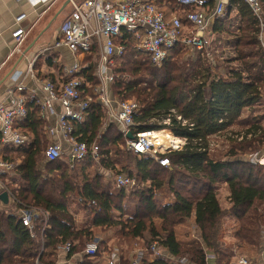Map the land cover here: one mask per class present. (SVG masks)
Wrapping results in <instances>:
<instances>
[{"label": "trees", "instance_id": "obj_1", "mask_svg": "<svg viewBox=\"0 0 264 264\" xmlns=\"http://www.w3.org/2000/svg\"><path fill=\"white\" fill-rule=\"evenodd\" d=\"M170 1L173 7L174 0ZM259 2L264 23V0ZM232 9L238 17L232 60L239 63V68L230 65L231 61L223 67L212 65L199 53L193 54L192 59H183L180 45L173 47L168 58L156 66L135 48L131 39L111 67L115 74L127 72L133 76L130 81L116 80L112 88L118 98L133 96L138 104L134 115L136 131L167 129L186 139L181 150L166 153L169 167H161L152 158L139 157L130 150H126L125 160L110 156L117 155L116 146L125 144V137L115 123H109L101 132L104 110L94 92L98 80L91 56L97 55V47H91L84 56L87 64L81 74L89 84L85 93L91 95V101L83 121L74 123L72 134L88 145L95 142L107 168L120 167L119 172L134 174L140 186L133 192L113 186L110 189L100 174L88 176L86 168L93 162L90 156L72 169L64 157L46 160L44 150L49 140L45 122L38 116L34 99L27 96V116L17 120L15 127L28 137V143L20 148L0 145V153L4 159L17 162L7 183H21L11 188L16 198L24 205L41 208L47 214V223L42 231L44 223L38 216L30 231L18 218L17 207L11 206L13 210L8 211V205L0 201V264H35L37 258L42 264H54L51 255L58 247L69 242L68 256L81 253L96 233L112 229L120 231L119 235L129 242L144 240L140 247L143 264H205L200 242L181 238L177 230L192 216L203 245L215 254L216 264H228L234 255L232 243L247 255L259 252L264 244V164L240 159L236 146L229 151L230 157L223 159H213L209 153L211 136L236 123L245 125L247 120L241 119L243 111L264 104L260 24L244 0H229L227 12L213 21L215 39L229 31L225 25L230 22ZM250 126L241 136V149H254V142L264 145V130L259 125ZM7 150L13 152L4 155ZM223 191L227 196L222 202ZM74 200L92 217L90 226L76 227L70 209ZM227 223L231 224L228 232L222 230ZM222 233L233 242L226 243ZM108 239L110 235L106 233L96 257L108 249ZM155 239L159 240L161 251L172 259L160 255L149 260L148 244ZM179 257L186 260L181 262ZM93 263L92 259L83 261ZM121 263L130 264V260L121 258Z\"/></svg>", "mask_w": 264, "mask_h": 264}, {"label": "built area", "instance_id": "obj_2", "mask_svg": "<svg viewBox=\"0 0 264 264\" xmlns=\"http://www.w3.org/2000/svg\"><path fill=\"white\" fill-rule=\"evenodd\" d=\"M29 1L35 3L40 0ZM244 1L259 19L258 39L264 48L261 4L259 0ZM173 3L172 7L170 0H69L72 10L61 22L57 40L40 51L47 53L64 47L73 56H85L90 53L91 47L96 46L94 74L98 82L94 92L106 117L103 126L107 124V119L115 121L125 137V147L139 157L152 158L161 167L170 166L166 153L181 150L186 139L175 136L167 129L136 131L134 115L139 108L136 101L118 98L113 100L109 97L108 90L120 78L113 73L111 67L115 59L123 55L125 43L129 39L133 40L135 48L145 53L156 66H160L168 58L170 50L178 45L181 50H187L191 54L199 53L210 64H216L212 55V52L214 54L217 52V48L213 50V41L216 39L212 23L227 12L229 0H174ZM24 17L23 13L16 17L11 32L17 45L26 35L25 29L20 25ZM84 66L86 65L83 61L75 58L70 63H63L60 66L62 78L60 85L49 78L37 76L32 63L21 78L12 77L15 83L6 89L5 95L0 99V145L20 148L28 143V137L15 127V122L27 116L25 101L29 96L38 107L39 118L45 122L46 134L49 137L60 136L68 145V152L64 155L61 140L49 141L44 150L46 160L55 161L65 157L70 169L88 156L93 161H99L98 145L95 142L88 145L72 134L74 123L83 121L91 101V95L85 93L89 84L81 74ZM27 76L37 81L39 93L27 89L24 83ZM55 104L59 105L60 110L55 109ZM161 131L169 132L174 140L168 144L158 140L156 133ZM128 132L132 133V139L126 138ZM242 135L235 137L241 140ZM249 161L264 164V148L251 155ZM16 167L17 162L4 159L0 153V193H7L8 204L17 207L18 218L30 231L33 229L34 221L40 216L44 223L43 231L47 223V214L39 207L21 203L6 186L8 176L14 175ZM112 181L118 189L137 186L134 177L121 172L113 174ZM91 204L95 205V202L92 201ZM70 247L71 244L67 242L63 249L67 252ZM148 249L154 258L162 254L158 239L152 240L148 244ZM97 250V240H93L85 244L83 252L88 258L95 259ZM138 253L140 255V252ZM114 255L107 258L106 264H118L117 254ZM180 261L183 262L184 258H180ZM35 264L42 263L37 258ZM237 264L249 262L245 257L238 256Z\"/></svg>", "mask_w": 264, "mask_h": 264}, {"label": "crops", "instance_id": "obj_3", "mask_svg": "<svg viewBox=\"0 0 264 264\" xmlns=\"http://www.w3.org/2000/svg\"><path fill=\"white\" fill-rule=\"evenodd\" d=\"M58 1L59 0H40L33 3L29 0H0V99L5 95L6 89L15 83L12 80V77L19 76V78H21L31 63L37 76L47 79L49 78L56 84L60 85L62 82V78L60 76V66L63 63L72 62L74 58L79 61L84 60V55L73 56L64 47L58 50H51L47 53H40L44 47L52 45V43L57 40L59 36V26L64 18L60 21V23L56 24V21L58 20L59 14L62 10L66 8L67 5H70L69 2L66 3V0L60 4H58ZM22 13L25 14V17L21 20L20 25L25 29L26 35L24 36L23 41L17 45L14 38L11 36V32L15 26L14 21L16 17ZM24 83L28 90L32 89L36 93L40 92L39 84L34 78L27 76L24 79ZM108 91L109 97L114 100L116 95L111 93V87ZM55 109L57 111L60 110L58 104H55ZM104 119H106L105 114L103 121ZM109 123H115V121L107 119V124L103 126V129H105ZM116 126L120 130L119 125L116 124ZM47 138L49 141L61 140L64 148V155L68 152V145L60 136L49 137L47 135ZM226 196L227 195L224 191L223 200H225ZM71 205L72 203L70 204V207ZM72 213L75 217L76 227L80 228L91 225L92 217L86 212L84 216L78 213V211H72ZM79 216H82L80 222L77 220ZM190 223L192 229L186 232L184 239L188 240L189 238H193L200 242L204 253L205 264H216L215 254L203 245L201 238L197 233L193 216L190 218ZM102 232L105 231L100 230L96 233V237L94 239L97 240L98 245L104 238L101 234ZM106 233L107 235H112V230L105 232V234ZM110 243L111 240L108 239L106 242L108 249H105L99 257L92 259L94 261L93 264H106L107 258L114 254H117L116 257L118 264H122L121 258L129 259L130 264H143L142 248H133L130 252L123 253L118 252L117 250L112 251ZM232 245L234 255L228 264H237L238 256L245 257L249 264H264L263 243H261L259 252L252 255H247V253L239 251L234 243H232ZM138 252H140V255ZM162 254L167 258H173L170 254L164 251H162ZM51 257L54 259V264H83L84 259L87 258L90 260V258H88L83 251L81 253H75L68 256L67 252L63 249V246L58 247L53 252ZM180 258L182 257H179L178 259L180 260ZM183 258L185 259V257ZM152 259H154V257L151 255L149 260L151 261Z\"/></svg>", "mask_w": 264, "mask_h": 264}, {"label": "rangeland", "instance_id": "obj_4", "mask_svg": "<svg viewBox=\"0 0 264 264\" xmlns=\"http://www.w3.org/2000/svg\"><path fill=\"white\" fill-rule=\"evenodd\" d=\"M62 2H64V0H59L58 4H60ZM71 10L72 9H71L70 5H67L66 8H64L62 10V12L59 14V18L56 21V24L60 23V21L63 20V18L65 19V17L69 15ZM228 21H230V22L228 24H226L225 27L229 31L223 32L222 34H220V37L218 39H216V41L214 42L213 50H215L217 48V52L215 54H214V52H212L213 60L216 62V66L219 65V66L223 67L226 64L230 63V61H231L232 64H230V65H233L236 68H239L240 67L239 63L232 60V58L235 57V51H234L233 43H234V40L237 36L236 34H237V26H238V17L236 16L235 11L230 12V20H228ZM181 55H183V57H182L183 59H188V58L192 59V57L194 58V55L189 53L187 50H183ZM91 56H93V60H94L96 57V54L95 55L92 54ZM84 63L87 64L85 61H84ZM220 69H222V68H220ZM117 75L120 76L119 80L130 81L133 79V76L127 72L119 73ZM111 93L113 95H115L114 89L112 88V86H111ZM116 98H118V97L116 96ZM118 99H121V98H118ZM124 99H129V100L135 101L133 96H128L127 98H124ZM262 103L260 105L250 107L249 109H246L243 111V114L241 115V119L247 120L245 125L236 123V124H234V126L230 127L228 130L211 137V139H210L211 146H210L209 153L211 154V157L213 159H223L226 157H230L229 151L232 150V147L236 146L237 150L239 151L238 153L241 152L238 157L240 159H243V160H249L251 155L260 152L264 148V145H262V144L259 145L257 142H254V145H255L254 149L252 147H249L246 149L245 148L241 149L239 147L240 138H237L240 134H243L245 132V130L251 128L250 125H259L264 130V104H262ZM248 122H249V124H247ZM103 131H104V129L102 127L101 132H103ZM235 135H237V137H235ZM46 143L48 144L49 141H47ZM115 150H116L117 155L115 156L112 154V155H110L111 157H113V158L116 157V158H120V159L122 158V160H125L127 158L126 157V150H128V149L125 147V144L117 145ZM10 152H13V151L7 150L5 153L3 152V154L4 155L8 154V153L10 154ZM12 156H15V153H13ZM63 159H65V157ZM256 164L259 165V163H256ZM81 166H79L77 168L76 172H78V173L80 172ZM131 167L133 168V165ZM118 170H120V167H119V169H111L110 167L107 168L106 165H104L100 159H99V161H93L91 163V165L87 166V168H86V171L88 172L87 173L88 176L91 177L93 175L100 174L101 177H103V179H101V181L103 182V184L105 186L109 187L110 189L112 188V186L115 187L114 183L112 181V177H113V174L119 172ZM122 173L126 174V173H124V171ZM74 174H75V172H72V175H74ZM126 175H128V174H126ZM131 176L135 178V181L137 183V179H136L135 175L133 174ZM10 179H11V177H9L6 180V183H10ZM17 184L19 185L21 183L17 182ZM18 185L9 186L8 184H6L7 188L11 191H12L11 188H17ZM137 186H140V185H138V183H137ZM134 188L135 187L128 188V189L126 188L124 190L127 193L128 192L130 193V192H133L132 190ZM220 194L222 196V202H223L224 191L221 192ZM165 198H168V196H165ZM130 200L136 201L138 199H135V198L132 199V197H130ZM163 200H165V199H163ZM130 202L131 201H129V204H130ZM8 206H9V207H7L8 211L13 210L11 207L12 206L11 203H9ZM70 209H71V211H78V213L82 214L83 216L85 215V212H84L82 206L79 204V202L77 200H74L72 202ZM141 212L144 213V210H142ZM81 217L82 216H79L78 218L76 217L78 222L81 221ZM88 217H90V216H88ZM89 221H90V219H89ZM155 221L157 223L159 222L158 219H156ZM230 223H227L228 227L225 224L224 228L222 230L227 231L226 229H228V231H231V230H229V229H231V226H229V225H231ZM158 226H160V225H158ZM191 229H192V227H191L190 219L187 220L185 226H178V228H177V230L179 231V233L181 235V238L184 237L186 232L191 230ZM119 233H120V231L118 232L116 230L114 232V230L112 229V235H110L111 236L110 237V240H111L110 246H111L112 251L117 250L118 252L128 253L133 248H140L143 245V242H144L143 239L141 241L129 242V240H127L126 237H123V236L121 237L119 235ZM101 234H102V236L105 237V232H102ZM222 237H223L222 239L226 243L231 244V242H233V239L229 238L226 233H222Z\"/></svg>", "mask_w": 264, "mask_h": 264}, {"label": "bare ground", "instance_id": "obj_5", "mask_svg": "<svg viewBox=\"0 0 264 264\" xmlns=\"http://www.w3.org/2000/svg\"><path fill=\"white\" fill-rule=\"evenodd\" d=\"M156 137H157L158 140H162V141H164L167 144L170 141L174 140V137L167 131H161L159 133H156ZM163 149H164V147H163Z\"/></svg>", "mask_w": 264, "mask_h": 264}, {"label": "water", "instance_id": "obj_6", "mask_svg": "<svg viewBox=\"0 0 264 264\" xmlns=\"http://www.w3.org/2000/svg\"><path fill=\"white\" fill-rule=\"evenodd\" d=\"M69 0H66V3H68ZM126 138L127 139H132L133 138V135L131 132H128L127 135H126ZM0 201L3 203V204H8V195L6 192H1L0 193Z\"/></svg>", "mask_w": 264, "mask_h": 264}]
</instances>
